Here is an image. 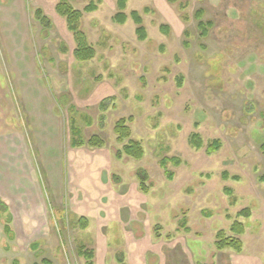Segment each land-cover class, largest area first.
<instances>
[{"label":"rangeland","instance_id":"obj_1","mask_svg":"<svg viewBox=\"0 0 264 264\" xmlns=\"http://www.w3.org/2000/svg\"><path fill=\"white\" fill-rule=\"evenodd\" d=\"M59 1L0 0V146L26 143L31 170L45 181L49 201L45 234L35 230L33 237H10L0 219V264H84L77 254L80 243L98 250L96 264H117L115 249H124L119 225L110 223L104 239L94 220L82 229L81 215L66 201L65 158L74 127L85 139L99 135L114 155L106 157L114 195L127 189L120 187L122 180L137 182L136 168L149 175V193L135 194L145 200L136 215L139 226H133L138 234L131 244L132 237L125 238V248L143 250L142 264H264V0H128L123 24L113 19L116 0H94L96 10L78 23L95 51L83 61L74 58L73 34L55 11ZM64 1L82 10L91 0ZM197 8L213 23L203 39L193 16ZM36 9L49 17V28L35 17ZM132 10L142 18L143 40L135 32ZM162 24L168 31L160 29ZM106 98L112 101L102 112ZM120 117L132 118L131 137L144 150L139 160L115 156L121 144L112 129ZM86 120H91L88 126ZM193 133L202 140L199 149L190 145ZM214 139L221 146L208 153ZM56 148L63 177L56 176L58 168L54 174L46 168ZM163 157L181 161L168 164L171 179L160 167ZM72 191L81 192L77 185ZM243 208L250 210L249 217H237ZM55 211H62L56 225ZM115 213L107 212V218ZM183 219L189 231L180 233ZM234 220L245 228L241 252L217 251L216 232L230 234ZM34 241L38 247L32 250Z\"/></svg>","mask_w":264,"mask_h":264},{"label":"crops","instance_id":"obj_2","mask_svg":"<svg viewBox=\"0 0 264 264\" xmlns=\"http://www.w3.org/2000/svg\"><path fill=\"white\" fill-rule=\"evenodd\" d=\"M25 144L26 143L23 141L22 145L13 144L10 146L9 143H4L0 146V160H2V162H0V197H3L1 198L7 202L9 207V212L12 217L11 225L14 232L12 236L21 235L33 237L36 234L35 230L42 234L48 232L49 222L44 212L47 211L45 200L46 202L49 201L45 197V181H42L41 183L38 177L35 178L36 175L31 170V164ZM16 147H18L17 152L15 151ZM59 153L60 151H57L56 155H53L54 158H50V166L46 165L48 170H51V168L53 169V174L56 168L59 169L56 170L57 172L55 171L56 176L57 173L62 176V173L59 172L62 163L60 159L57 160ZM110 154L109 150H105L104 147H69V149L66 150L65 167L67 171L66 177L64 176L66 183L64 182L63 187H65L67 193L70 195L67 197L66 201L69 202L72 210L76 211L81 216L88 217L90 225L94 220L97 226L103 227L104 233L101 232L100 237L103 236L104 239L108 236L106 233L111 225L110 223L118 224L121 231L122 241L124 239V245L118 246L119 248H124L123 250L127 257L126 264H129V254H132V264H142L141 253L143 254V250L141 252V250L137 248V245L135 249L131 248L132 245L129 247L126 246L125 248V238L127 235L132 237L130 240L131 244L134 235L138 234H136V232L134 234L133 226H139L138 222L140 220L136 215L139 213V207L145 203V200L143 202L138 196H135V194L138 193V182L128 184L122 180L123 182L119 183L120 187L122 188V186L127 185V189L120 192L118 191L117 193H119V195H114L116 194V191L114 190L115 188L111 187L110 182L112 165H108L109 167L106 165V157H114V155ZM41 170L44 172L43 163L41 164ZM59 179H61V177ZM57 185L60 186L59 182ZM75 185L80 188L81 192L75 193L72 191ZM107 189L108 192L106 193L105 190ZM111 191H113L114 194ZM54 199L55 198H51L50 200L52 201ZM142 209H145V211L141 213L144 215L146 213L147 218L149 213H147L144 205ZM123 210L126 211L124 217L121 216ZM109 211H115L117 214L115 213V217L113 218H107L106 213ZM143 220L141 222H143ZM174 240L177 239L174 238L170 240V242H173ZM106 245V249H109L108 241H106ZM110 247H112V245H110ZM173 248L174 245L172 246V249H169L175 260L176 256H174L175 251ZM94 251L96 259L98 250L94 249ZM170 262L171 264H175L174 261ZM178 263L184 264V262L180 261Z\"/></svg>","mask_w":264,"mask_h":264},{"label":"trees","instance_id":"obj_3","mask_svg":"<svg viewBox=\"0 0 264 264\" xmlns=\"http://www.w3.org/2000/svg\"><path fill=\"white\" fill-rule=\"evenodd\" d=\"M172 2V0H169ZM128 0H116V6L118 11L114 14L113 19L116 23L123 24L127 19V14L125 13V8ZM97 8V4L94 0H91L87 5L83 7L82 10L75 9L70 3L67 1L61 0L55 5V11L58 15L65 19L68 30L73 34L75 48L73 51L74 58L76 60H89L94 57V48L88 42L86 33L79 29L78 23L83 15V13H90L95 11ZM147 10H145L146 12ZM205 10L203 8H197L194 13V19L197 21V30L199 33V38H206L210 29L213 26L212 21L205 20L204 18ZM130 16L133 19L134 23L137 25L136 34L138 38L143 40L146 37L145 27L142 23V18L140 14L136 10H132L130 12ZM35 17L38 19L40 24L44 28H49L51 26V21L48 16L43 14L41 9L35 10ZM160 29L163 31H168L166 25H161ZM185 35H189L186 31ZM190 42L188 40L183 42L184 47H188ZM200 48H203V44H199ZM112 101L111 99H105L100 103V110L104 112L108 108V103ZM102 116H100V123H103ZM85 125H89L91 120H86ZM132 122V118H124L120 117L116 119L113 123V133L115 135V140L117 143L121 144V147L116 150L115 156L116 158H121L123 155L139 160L143 157L144 150L142 144L139 140L133 139L131 137V130L129 127V123ZM102 126V125H101ZM70 145L72 147H79L82 145H87L89 147H101L104 145V140L97 134H93L89 136L88 139H85L80 135V130L76 127L73 128V132L71 138L69 140ZM190 145L196 149L201 148L202 140L198 133H193L189 139ZM221 146V142L219 139L212 140L208 146L206 147V151L208 153H213L218 150ZM261 149L264 153V143L261 145ZM160 167L163 170L164 175L167 179H171L173 177V172L168 169V164L172 166H178L181 161L177 157H163L160 161ZM227 176V173H224ZM135 177L138 182V189L140 192L146 194L149 192L151 186L149 184V175L147 171L138 167L135 170ZM260 179L264 181V173L260 176ZM250 210L248 208H243L237 213V217H249ZM0 217L3 219V228L6 233L10 234V222L11 215L8 212L7 205L0 199ZM78 222L80 223L82 228L87 226L86 218H79ZM179 227L185 231H189V228L186 226V221L183 219L179 222ZM244 225L239 220H234L230 226V234H226L223 230H219L216 232L214 237V247L216 250L223 249H231L237 253L241 252L243 243L240 239V236L244 233ZM78 255L84 259V264H94V251L90 248H86L84 245L78 247ZM117 264H125L123 259V254L116 253L115 254Z\"/></svg>","mask_w":264,"mask_h":264},{"label":"flooded vegetation","instance_id":"obj_4","mask_svg":"<svg viewBox=\"0 0 264 264\" xmlns=\"http://www.w3.org/2000/svg\"><path fill=\"white\" fill-rule=\"evenodd\" d=\"M104 145H105V142H104ZM103 145V146H104ZM68 146L69 147H72L71 145H70V142H69V144H68ZM83 146V145H82ZM87 146V145H86ZM103 146H101V147H89V146H87V147H89V148H102ZM55 148V147H54ZM62 148H63V145H62ZM72 148H75V147H72ZM57 149V148H56ZM63 150H64V148H63ZM66 150V149H65ZM57 151H58V149H57ZM114 176V174L112 175V177ZM136 178V177H135ZM115 179H118V178H115ZM137 180V179H136ZM139 190V189H138ZM149 193V192H148ZM147 194V193H146ZM0 199L7 205V208H8V212H9V207H8V204H7V202L5 201V200H3L1 197H0ZM144 208H145V206H144ZM9 214H10V212H9ZM11 215V214H10ZM61 215H62V211H58V212H56L52 217H53V221H54V224L56 225V222H58L59 220H61ZM81 217H83V218H86V220H87V223H88V217H86V216H78V218H77V223H78V225L80 224L79 222H78V220H79V218H81ZM0 219L2 220L3 218L2 217H0ZM2 222H3V220H2ZM11 223H12V217H11V222H10V225H9V227H10V237H12L11 235L12 234H14V232H13V229H12V225H11ZM56 228H58V226H55ZM87 227V226H86ZM85 227V228H86ZM3 228V227H2ZM82 228V227H81ZM85 228H82V229H85ZM178 231H181L180 233H185V231L182 229V228H179V230H177V232ZM3 232H4V234L5 235H8L7 233H6V231L4 230V228H3ZM59 232V231H58ZM156 237L158 238V239H161L162 238V236L160 235V233H157L156 234ZM165 238H169L168 236L166 237L165 236ZM81 245H84L83 243H80L78 246H77V251H78V247H80ZM214 245V244H213ZM32 250H35L37 247H38V242L37 241H34V242H32L31 244H30V246H29ZM8 248V247H7ZM87 248H90V249H92L93 251H94V248H91V247H87ZM217 251H220V250H217ZM122 253L123 254V259H124V262H125V264H126V261H125V255H124V251L123 250H116V253ZM77 254H78V252H77ZM79 256V255H78ZM114 259H115V261H116V257L114 256ZM83 261H84V259H83ZM116 263H117V261H116ZM94 264H96V262H95V251H94Z\"/></svg>","mask_w":264,"mask_h":264}]
</instances>
